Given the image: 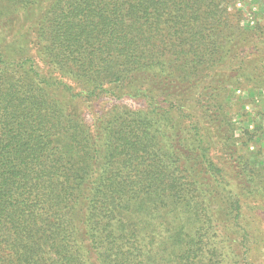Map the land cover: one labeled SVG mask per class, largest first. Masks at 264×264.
<instances>
[{"label": "trees", "instance_id": "1", "mask_svg": "<svg viewBox=\"0 0 264 264\" xmlns=\"http://www.w3.org/2000/svg\"><path fill=\"white\" fill-rule=\"evenodd\" d=\"M241 1L0 0V264H264L224 110L264 87Z\"/></svg>", "mask_w": 264, "mask_h": 264}, {"label": "rangeland", "instance_id": "2", "mask_svg": "<svg viewBox=\"0 0 264 264\" xmlns=\"http://www.w3.org/2000/svg\"><path fill=\"white\" fill-rule=\"evenodd\" d=\"M237 7L245 13L242 22L252 27L256 22L264 25V9L261 5H256L253 0H242ZM229 95L224 110L236 132L235 143L240 152L249 158L250 167L264 173V136L254 134L256 130L264 129V87L255 92L250 86L235 87ZM122 102L133 108H143V103L139 101ZM228 152L223 147H216L212 154L217 161L226 165L229 162ZM261 208L262 210L254 212L258 217L257 224L264 225V204Z\"/></svg>", "mask_w": 264, "mask_h": 264}]
</instances>
